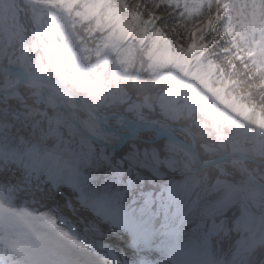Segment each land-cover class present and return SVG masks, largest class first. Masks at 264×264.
Segmentation results:
<instances>
[{
  "label": "snow or ice",
  "instance_id": "1",
  "mask_svg": "<svg viewBox=\"0 0 264 264\" xmlns=\"http://www.w3.org/2000/svg\"><path fill=\"white\" fill-rule=\"evenodd\" d=\"M0 264H264V0H0Z\"/></svg>",
  "mask_w": 264,
  "mask_h": 264
}]
</instances>
